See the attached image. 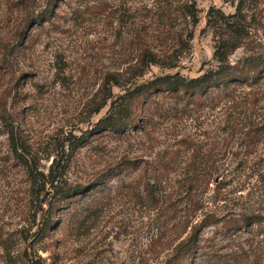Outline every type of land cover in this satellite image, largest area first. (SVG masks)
Masks as SVG:
<instances>
[{
	"label": "rangeland",
	"instance_id": "1",
	"mask_svg": "<svg viewBox=\"0 0 264 264\" xmlns=\"http://www.w3.org/2000/svg\"><path fill=\"white\" fill-rule=\"evenodd\" d=\"M23 1L40 13L50 2ZM16 2L0 0V264H165L206 214L264 207V140L252 151L243 141H232L223 125L226 117L237 122L264 118L263 89L252 91L251 100L241 95L233 108L221 104L205 110L185 111L175 98L157 96L145 115L135 111L141 130L89 133L108 110L94 114L108 95L109 86L102 85L108 74L121 75V88L111 90L116 97L134 83L175 73L195 78L213 68L214 31L206 15L210 9L232 14V4L196 0L194 18H186L189 0H69L52 7L41 26L27 28L17 44L10 24L16 14L9 9ZM253 14L263 51L264 0L249 18ZM144 53L156 65L145 67ZM243 55L240 49L230 61ZM11 127L41 171L63 147L75 148L59 185L79 192L54 202L52 229L41 240L44 197L36 198L9 153ZM199 158L203 165L194 169L201 165L206 184L191 192L196 216L183 231L175 223L184 214L187 195L179 193L176 182ZM167 159L175 160L176 170L157 181L152 168ZM239 161H246L245 170ZM156 181L164 185L152 204L147 190ZM214 229L203 228L200 238L218 247L230 244Z\"/></svg>",
	"mask_w": 264,
	"mask_h": 264
},
{
	"label": "trees",
	"instance_id": "2",
	"mask_svg": "<svg viewBox=\"0 0 264 264\" xmlns=\"http://www.w3.org/2000/svg\"><path fill=\"white\" fill-rule=\"evenodd\" d=\"M67 1L69 0H50L48 6L41 13L40 10L36 11L35 5L26 4L27 1L17 0L16 3L10 4L9 9L16 14L15 20L12 23L9 22L12 26V39H18L17 44H21V40L25 39L27 28L41 26L49 16H52V7L55 8L58 3L63 4ZM94 1L101 3L105 0ZM189 1H191V5H184L186 12L184 16L194 18L191 9L196 0ZM222 1L234 6L232 14L226 15L220 10L210 9L206 15L207 26L214 31L212 58L215 66L203 71L195 78H186L175 73L161 75L140 84L134 83L123 95L116 97L112 96L111 90L113 87L121 88L117 80L121 75L108 74L102 84L109 86L108 95L94 110V114H98L107 106L108 110L106 115L98 120L89 132L91 135L99 132L125 135L131 131L141 130L135 125V111L140 110L145 115L148 112L146 108L151 103L157 104V96L173 97L176 101L184 103L185 111H189L190 107L205 110L211 108L208 105L217 108L221 104L223 107L233 108L239 102L241 95H243V101L251 100L255 98V93L252 91L264 90V50H258L259 44L255 39L257 28L254 14L249 18V13L256 11L259 7L260 0ZM195 23L194 20L193 24ZM240 49L244 55L232 63L230 57ZM144 56L145 53L142 58L145 67L156 65L153 60L147 62V58ZM138 103H142V107L139 109L138 106L136 108ZM224 122V128L229 130L232 141L235 138V140H241L245 143V147L252 151L264 140V118L251 120L249 117L237 122L232 117H226ZM6 134L9 153L17 165L24 170L30 190L36 193L37 199L41 196L44 197L40 198V212L43 214L38 240L44 239L47 232L52 229L49 222L56 208L54 202L70 199L79 192V189H70L59 185L66 174L70 162L69 157L72 156L75 148L69 150V148L63 147L61 153L51 160L45 172L40 170L39 160L32 156L29 147L23 145L12 127L6 131ZM72 138L75 139V137ZM80 140L84 141L83 138ZM182 143L185 147L190 145L189 141H182ZM65 151L68 153L66 154ZM171 159L163 160L153 166L154 172H158L155 177L157 181L161 180L163 174L166 176L176 170L177 163ZM201 160L199 158L198 161L192 162L187 171L183 173V179L179 183L176 182L179 193L184 192V195H187L184 214L175 223V226L183 225V231L190 227L189 225L196 216L193 211L195 196L191 195V192L206 184L200 175L203 170L201 165L199 164L197 169H194V165L202 163ZM245 162L239 161L238 163L242 171L246 168ZM157 181L147 190L148 195L152 196V204L156 202L155 194L164 185L160 184L161 181ZM147 187H149L148 184ZM48 197H50V201L47 202ZM181 218L183 219L181 220ZM213 226H215L216 232L221 233L222 240H227L230 244L218 247L214 242L210 241L207 244L200 238L203 228ZM165 264H264V207L254 210L244 209V211H234L222 215L215 212L206 214L190 227V231L175 247Z\"/></svg>",
	"mask_w": 264,
	"mask_h": 264
}]
</instances>
